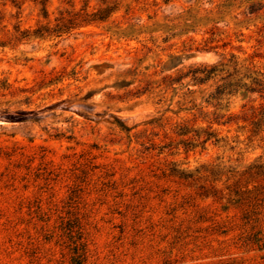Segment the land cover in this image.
Returning <instances> with one entry per match:
<instances>
[{
	"label": "rangeland",
	"instance_id": "1",
	"mask_svg": "<svg viewBox=\"0 0 264 264\" xmlns=\"http://www.w3.org/2000/svg\"><path fill=\"white\" fill-rule=\"evenodd\" d=\"M260 81L264 0H0V264H264Z\"/></svg>",
	"mask_w": 264,
	"mask_h": 264
},
{
	"label": "trees",
	"instance_id": "2",
	"mask_svg": "<svg viewBox=\"0 0 264 264\" xmlns=\"http://www.w3.org/2000/svg\"><path fill=\"white\" fill-rule=\"evenodd\" d=\"M101 12V10H96V11H84V12H79V11H76L73 13V16L70 18L73 22V23H81V22H84V23H89V22H92L98 18H102L103 15H100L99 13ZM71 27V24L70 25H59L57 27V30L58 31H63V30H68L69 28ZM260 86H259V91H262L264 90V82L260 81L259 82ZM253 90V89H251ZM31 110L27 111V110H24V109H18V110H15V111H5L4 115L5 117L7 118H11V119H22L24 118L25 114L30 112ZM234 194L237 195V197H232V199H234L235 201H242L244 199L250 201L252 198H257V193L258 192H255L253 195H252V198H249L248 196H250L249 194H247V196H242V192H251L252 190L250 189H243L241 190L239 187H235L232 189ZM242 192H241V191ZM262 195L264 193V190H261L260 192ZM200 194H203V196H208L209 194L211 195H215L217 198H222L224 196L223 194V191L219 188H213V191L210 192V193H200ZM260 199L264 200V195L262 196V198L260 197Z\"/></svg>",
	"mask_w": 264,
	"mask_h": 264
}]
</instances>
